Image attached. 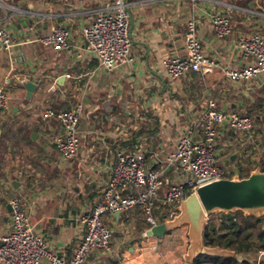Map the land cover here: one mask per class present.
<instances>
[{
    "label": "crops",
    "instance_id": "0c3cea01",
    "mask_svg": "<svg viewBox=\"0 0 264 264\" xmlns=\"http://www.w3.org/2000/svg\"><path fill=\"white\" fill-rule=\"evenodd\" d=\"M111 1L0 0V29L14 43L8 50L0 48V84L10 77L7 107L0 111V234L9 231V201L17 197L31 230L66 258L83 235L80 217L102 198L118 151L138 152L146 168L164 169L155 218L160 223L174 215L163 195L185 175L165 168V162L188 120L194 123L209 100L223 112L247 114L254 121L249 132H238L227 121L218 127V163L241 177L257 165L264 171V72L244 81L225 73L255 63L244 58L237 41L242 35L264 34V0H127L131 60L117 59L106 70L89 50L82 29L106 12ZM211 13L229 15L227 35L214 34ZM190 20L203 53L218 65L170 79L163 61L185 56ZM58 25L70 30L66 49L36 40ZM26 82L35 85L31 94ZM78 104L79 151L67 159L51 142L60 124L43 119L42 113ZM200 136L197 129L194 138ZM103 222L111 230L110 249L93 248L84 264L181 263L188 244L186 225L160 237L148 235L140 206L107 213Z\"/></svg>",
    "mask_w": 264,
    "mask_h": 264
},
{
    "label": "built area",
    "instance_id": "2783aa9c",
    "mask_svg": "<svg viewBox=\"0 0 264 264\" xmlns=\"http://www.w3.org/2000/svg\"><path fill=\"white\" fill-rule=\"evenodd\" d=\"M209 21L217 37L230 32V17L226 13H211ZM82 34L89 50L104 69L112 70L117 59L131 60L129 53L132 41L127 0H112L106 12L98 13L83 27ZM69 38L70 30L58 25L36 40L55 50H61L69 46ZM184 38L185 56L169 57L163 61L168 78H178L188 71L209 72L218 65L203 53L194 20L187 23ZM13 44L11 35L0 29V48L8 50ZM237 47L244 58H253L255 63L225 70L230 79L249 80L264 72V34L242 35L237 41ZM9 82L10 77L6 76L0 84V111L7 107ZM80 114L79 104L68 110L48 108L42 113L43 119L54 118L60 124V130L51 136V142L67 159L74 158L79 151L76 131ZM188 121V128L180 135L175 149L165 162V168H177L185 175L163 195V203L173 208L174 214L180 200L201 184L238 174L220 165L214 155L218 127L227 121L232 129L249 132L254 126L250 115L236 111L223 112L216 107L213 100L208 101L194 123L190 119ZM197 129H200L201 136L194 138ZM163 172L164 169L146 168L144 157L138 152L118 151L102 198L80 217L83 235L71 256L67 258L49 249L46 241L31 230L20 199L12 197L9 201L10 228L5 234H0V264H84L93 248L106 251L110 249L112 234L103 222L104 215L127 211L135 206L143 208L150 229L157 224L154 205L157 193L164 185ZM258 256L262 258L264 250L259 251Z\"/></svg>",
    "mask_w": 264,
    "mask_h": 264
},
{
    "label": "water",
    "instance_id": "95a60500",
    "mask_svg": "<svg viewBox=\"0 0 264 264\" xmlns=\"http://www.w3.org/2000/svg\"><path fill=\"white\" fill-rule=\"evenodd\" d=\"M25 87L28 94H31L35 85L26 82ZM236 211L245 216L264 215V171L259 165L246 176L234 174L230 178H219L201 184L180 200L173 216L163 218L147 234L160 237L186 225L188 244L186 250L180 254V264H193L201 254L232 257L235 255L232 249L205 245L203 231L209 216ZM115 214L118 215L119 211H115Z\"/></svg>",
    "mask_w": 264,
    "mask_h": 264
},
{
    "label": "trees",
    "instance_id": "16d2710c",
    "mask_svg": "<svg viewBox=\"0 0 264 264\" xmlns=\"http://www.w3.org/2000/svg\"><path fill=\"white\" fill-rule=\"evenodd\" d=\"M2 157V156H0ZM219 220L217 224L211 218ZM203 243L235 251L232 257L201 254L193 264H254L264 250V215L245 216L242 212L211 215L203 231Z\"/></svg>",
    "mask_w": 264,
    "mask_h": 264
},
{
    "label": "rangeland",
    "instance_id": "374dc122",
    "mask_svg": "<svg viewBox=\"0 0 264 264\" xmlns=\"http://www.w3.org/2000/svg\"><path fill=\"white\" fill-rule=\"evenodd\" d=\"M264 139V138H263ZM239 171V169H238ZM239 173H241V170L239 171ZM212 221H215L217 224L219 223V220L216 218V217H212L211 218ZM259 252V251H258ZM261 256H258V258L256 259L255 263L254 264H263L264 263V258H260Z\"/></svg>",
    "mask_w": 264,
    "mask_h": 264
}]
</instances>
